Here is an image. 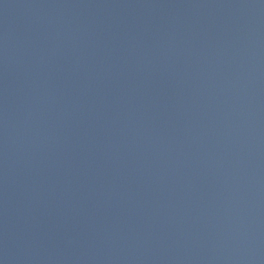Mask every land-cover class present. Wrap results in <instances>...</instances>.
Returning <instances> with one entry per match:
<instances>
[{
	"label": "water",
	"instance_id": "1",
	"mask_svg": "<svg viewBox=\"0 0 264 264\" xmlns=\"http://www.w3.org/2000/svg\"><path fill=\"white\" fill-rule=\"evenodd\" d=\"M0 264H264V0H0Z\"/></svg>",
	"mask_w": 264,
	"mask_h": 264
}]
</instances>
